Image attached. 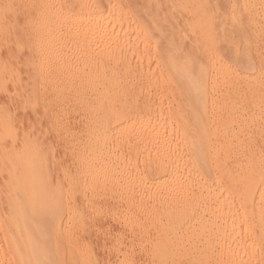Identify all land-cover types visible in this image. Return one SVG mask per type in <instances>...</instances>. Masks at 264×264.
<instances>
[{
    "label": "bare ground",
    "instance_id": "1",
    "mask_svg": "<svg viewBox=\"0 0 264 264\" xmlns=\"http://www.w3.org/2000/svg\"><path fill=\"white\" fill-rule=\"evenodd\" d=\"M128 2L0 0V264H264V0Z\"/></svg>",
    "mask_w": 264,
    "mask_h": 264
},
{
    "label": "rangeland",
    "instance_id": "2",
    "mask_svg": "<svg viewBox=\"0 0 264 264\" xmlns=\"http://www.w3.org/2000/svg\"><path fill=\"white\" fill-rule=\"evenodd\" d=\"M127 2L129 1V0H126ZM133 2H134V0H131L130 2H128L131 6H132V4H133ZM141 5V3H139V0L137 1H135V5H133L132 7H133V9H134V11L137 13V15L144 21V22H146L147 21V17H148V11H146V10H144L143 8H142V6H140ZM137 6V7H136ZM143 9V10H142ZM142 10V11H141ZM140 12V13H139ZM147 13V14H146ZM142 15V16H141ZM147 15V16H146ZM156 37H158V36H156ZM250 54H252L253 56H255L256 58H258L259 57V54L257 53V52H255V51H252ZM18 106V104H17V101H11V99H10V96L8 95V93H3L2 95H0V107L1 108H4V109H13V108H15V107H17Z\"/></svg>",
    "mask_w": 264,
    "mask_h": 264
}]
</instances>
